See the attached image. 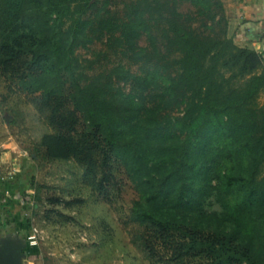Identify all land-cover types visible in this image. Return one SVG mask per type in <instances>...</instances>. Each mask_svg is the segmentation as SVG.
<instances>
[{"label":"rangeland","instance_id":"374dc122","mask_svg":"<svg viewBox=\"0 0 264 264\" xmlns=\"http://www.w3.org/2000/svg\"><path fill=\"white\" fill-rule=\"evenodd\" d=\"M138 1L91 0L83 16L87 44L75 49L73 68L82 85L95 84L109 99L136 104L133 123L152 126V153H167L171 142L185 139L177 123L188 100L177 85L180 54L166 34L173 11L181 15L178 24L208 41L228 36L230 15L224 0H208L211 10L195 0H160L168 4L165 16L145 13V26L131 29ZM17 69L22 73L24 64ZM14 73L0 67V248L11 241L24 264H168L171 252L155 229L133 217L135 206L144 203L137 182L115 156L104 164L103 152L94 148L95 131L74 110L71 75L65 74L61 113L74 114L72 136H89L91 158L48 155L44 137L63 129L53 127L52 110L38 100L41 93L25 88ZM211 144L193 153L209 188L184 212L196 227L228 232L232 218L217 187L229 169L226 155H233L218 142ZM234 156L241 158L238 152ZM252 157L264 160V150L252 151ZM260 173L264 177V163ZM146 236L156 243L154 251L142 246L139 239ZM187 260L210 264L204 256Z\"/></svg>","mask_w":264,"mask_h":264},{"label":"trees","instance_id":"16d2710c","mask_svg":"<svg viewBox=\"0 0 264 264\" xmlns=\"http://www.w3.org/2000/svg\"><path fill=\"white\" fill-rule=\"evenodd\" d=\"M90 2L0 0V67L17 72L14 75L25 88L41 93L38 100L52 110L53 127L63 129L44 137L48 155L59 160L93 156L88 135L77 140L70 134L77 132L74 114L61 113L69 73L75 81L74 110L95 131L94 148L103 152L104 164L115 156L137 182L144 203L135 206L133 217L155 229L171 252L168 264H187L188 258L198 256L210 264H264V177L260 173L264 160L252 157V151L264 150V104L259 103L264 94L263 57L237 46L227 33L214 41L197 36L178 24L181 15L174 10L166 34L180 54L177 85L188 94L184 116L177 123L185 139L171 142L167 153L159 149L160 154H154L148 142L155 139L153 127L133 123L136 104L109 99L95 84L82 85L75 78L73 56L78 46L87 44L83 16ZM195 2L207 3L210 10L213 6L208 0ZM167 5L139 0L132 6L136 17L128 27L143 28L145 13L162 18ZM21 63L22 73L17 69ZM212 141L233 155H226L229 169L217 187L232 218L228 232L196 227L184 212L209 188L207 180L200 179L207 174H200L193 153L204 144L212 148ZM234 151L241 154L239 160ZM139 240L149 252L155 250L156 243L148 236Z\"/></svg>","mask_w":264,"mask_h":264},{"label":"crops","instance_id":"0c3cea01","mask_svg":"<svg viewBox=\"0 0 264 264\" xmlns=\"http://www.w3.org/2000/svg\"><path fill=\"white\" fill-rule=\"evenodd\" d=\"M230 15L228 37L264 60V0H224Z\"/></svg>","mask_w":264,"mask_h":264},{"label":"water","instance_id":"95a60500","mask_svg":"<svg viewBox=\"0 0 264 264\" xmlns=\"http://www.w3.org/2000/svg\"><path fill=\"white\" fill-rule=\"evenodd\" d=\"M23 255L11 241L5 242L0 248V264H24Z\"/></svg>","mask_w":264,"mask_h":264}]
</instances>
